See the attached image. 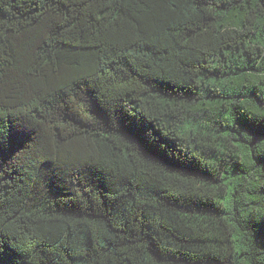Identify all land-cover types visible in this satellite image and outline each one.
<instances>
[{
	"label": "trees",
	"instance_id": "trees-1",
	"mask_svg": "<svg viewBox=\"0 0 264 264\" xmlns=\"http://www.w3.org/2000/svg\"><path fill=\"white\" fill-rule=\"evenodd\" d=\"M0 253L264 264L261 0H0Z\"/></svg>",
	"mask_w": 264,
	"mask_h": 264
},
{
	"label": "snow or ice",
	"instance_id": "snow-or-ice-1",
	"mask_svg": "<svg viewBox=\"0 0 264 264\" xmlns=\"http://www.w3.org/2000/svg\"><path fill=\"white\" fill-rule=\"evenodd\" d=\"M261 3H264V0H261ZM3 122L4 118L0 116V155H2L3 147H4V139H5V133L3 130ZM0 264H14V261L11 259L5 261L3 257V253H0Z\"/></svg>",
	"mask_w": 264,
	"mask_h": 264
}]
</instances>
